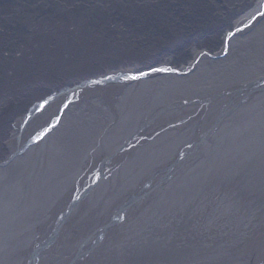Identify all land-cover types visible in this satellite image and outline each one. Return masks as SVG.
<instances>
[{
    "label": "bare ground",
    "instance_id": "obj_1",
    "mask_svg": "<svg viewBox=\"0 0 264 264\" xmlns=\"http://www.w3.org/2000/svg\"><path fill=\"white\" fill-rule=\"evenodd\" d=\"M195 39L178 64L155 52L171 71H68L0 114V264L264 261V15Z\"/></svg>",
    "mask_w": 264,
    "mask_h": 264
},
{
    "label": "water",
    "instance_id": "obj_2",
    "mask_svg": "<svg viewBox=\"0 0 264 264\" xmlns=\"http://www.w3.org/2000/svg\"><path fill=\"white\" fill-rule=\"evenodd\" d=\"M215 1L235 4L216 13ZM257 1L0 0V114L25 110L45 91L38 87L44 79L76 76L68 71L82 69L94 77L101 66L127 57L153 62L146 72L156 74V51L187 59L200 41L196 36L220 45L223 32L237 21L246 25L258 16L261 9L247 17L259 8ZM91 84L80 83L47 100L70 98ZM21 92L28 99H20ZM0 126V135H6L9 122L0 118Z\"/></svg>",
    "mask_w": 264,
    "mask_h": 264
},
{
    "label": "rangeland",
    "instance_id": "obj_3",
    "mask_svg": "<svg viewBox=\"0 0 264 264\" xmlns=\"http://www.w3.org/2000/svg\"><path fill=\"white\" fill-rule=\"evenodd\" d=\"M172 59H173L172 62H174L175 64H178V63L184 61L183 58H182L183 60H182V59H178V58H177V59H174L173 57H172ZM185 60H186V59H185ZM133 63H136V64H138V65L141 64V67L144 68V66H149V65L152 64L153 62L150 63V62H144V61H141V60H136V61L133 62ZM11 126H12V125H11ZM3 151H4V148H3ZM71 198H72V197H71ZM246 251H248V250H246ZM246 251H243V252L239 253V255L237 256V257L239 258V260L242 259V258H244V255H245V252H246ZM229 259H230V258H229ZM229 259H228L227 261H229ZM232 260H233V261H232ZM232 260H231V262L235 263V262H237L238 259H237V258H233Z\"/></svg>",
    "mask_w": 264,
    "mask_h": 264
},
{
    "label": "snow or ice",
    "instance_id": "obj_4",
    "mask_svg": "<svg viewBox=\"0 0 264 264\" xmlns=\"http://www.w3.org/2000/svg\"><path fill=\"white\" fill-rule=\"evenodd\" d=\"M257 15H264V12H260V13H257ZM253 19H256V17L254 16ZM153 71H163V72H167V71H171L170 69H166V68H161V69H153ZM147 73H140V76H143V75H146ZM128 77H126L127 79ZM139 76H132L131 79H138ZM45 103H47L45 101Z\"/></svg>",
    "mask_w": 264,
    "mask_h": 264
}]
</instances>
